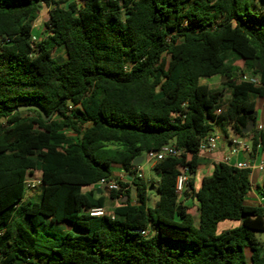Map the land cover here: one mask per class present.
<instances>
[{"label":"trees","instance_id":"obj_1","mask_svg":"<svg viewBox=\"0 0 264 264\" xmlns=\"http://www.w3.org/2000/svg\"><path fill=\"white\" fill-rule=\"evenodd\" d=\"M256 1L0 0V264H264V203L245 204L250 171L217 163L193 186L198 145L214 127L251 136V153L264 146ZM42 6L48 17L34 35ZM212 77L220 89L201 83ZM30 105L44 118L16 110ZM168 144L184 155L153 165L152 209L136 179L107 193L113 219L87 214L106 207L101 179ZM178 167L189 177L181 196ZM35 174L32 201L24 182ZM255 191L264 202V173ZM225 221L239 225L218 234Z\"/></svg>","mask_w":264,"mask_h":264},{"label":"built area","instance_id":"obj_2","mask_svg":"<svg viewBox=\"0 0 264 264\" xmlns=\"http://www.w3.org/2000/svg\"><path fill=\"white\" fill-rule=\"evenodd\" d=\"M34 40V39H32ZM246 79V78H245ZM253 83H257V80H250ZM220 113L219 110L215 112L216 115ZM256 131L261 132L264 131V124L257 125ZM219 141V135L217 132L213 131L210 136L203 139L198 145V153H211L217 149ZM249 146L247 145L246 141H242L238 137L232 136L229 143V152L220 163L230 165L234 168L240 170H248L251 171L256 169L260 173H264V146L262 147V158L256 165H251L248 163H231L232 157L238 155L239 153H248ZM184 155V150L177 148L173 144H168L162 147L159 151H151L144 155L143 159L146 162L155 164L165 158H175L179 159L181 156ZM179 175L176 178L175 183V192L181 196L183 190L185 189L186 183L189 180L187 169L184 167H178ZM136 179H143V172L139 166H135V168L130 169L128 172L120 171L115 173L109 179H101L94 188L103 190L105 193H109L112 191H118L122 189L120 187L121 184L130 185L132 181ZM25 190L26 193L33 192L36 188L40 185V179H36L33 177L28 176L25 179ZM124 190V189H123ZM112 208L103 207V208H96L91 209L87 212L90 217H103L108 216L113 219ZM148 230L140 231L142 236L148 235Z\"/></svg>","mask_w":264,"mask_h":264},{"label":"crops","instance_id":"obj_3","mask_svg":"<svg viewBox=\"0 0 264 264\" xmlns=\"http://www.w3.org/2000/svg\"><path fill=\"white\" fill-rule=\"evenodd\" d=\"M39 18H41L40 15L38 16V19L34 23V28L35 27L37 28V33H39L41 31L40 26L37 25ZM208 80H211V78L207 79V80H203L201 83L204 85H207V86H209L208 83H210V82H212L213 84H217V83L219 85L221 84V78H219V77H217L216 79H212L209 82H208ZM259 100L261 101V105H262V113H259V110H258L257 104H256V125H255V129H256L257 125H263L264 124V100H262V99H259ZM255 103H256V101H255ZM214 131L217 132L219 135V141H218L217 149L214 152L203 153V154L198 153V151H197V154H196V156L200 159V165L196 169L195 175L193 177V186H194L195 191H197L199 189V187L201 185V180L204 177H207L211 174V172L213 170V165L220 163L222 161V159L226 155H228V152H229V143H230V139L232 137V134H231L232 132L230 133L229 137H226L220 128L214 127ZM234 137H237V136H234ZM238 138L241 139L242 141L247 142V145L249 146V152L248 153H239L238 155L232 157L231 163L234 164V163L238 162V163H248L251 165H256L262 158V148L258 147L254 153H251V143L249 140L250 136L248 138H240V137H238ZM143 161H145V160L143 159L139 165L141 170L143 167V165H142ZM152 167H153V164L150 163L149 168L152 169ZM118 172H120V171L116 169L113 174L118 173ZM262 176H263V174L258 172L256 169H253L250 171L251 188H250V191H249V193L245 199L246 205H248V206H262V204L264 203L262 201V199L260 198V196L255 191V187L257 185L261 184ZM30 177H32V176H30ZM142 180L144 181V176H143ZM152 186L155 188L156 183L152 182ZM36 189H38V188H36ZM90 189H91V187H88V188L86 187V190H90ZM33 194H34V191L26 193L25 198L31 199ZM105 194H107V193H105ZM112 202H113V205H112V207H113L115 201H112ZM189 202H191V201L187 200L185 203L187 204ZM193 205H194L193 206L194 209L196 210L197 217H198L196 202H194ZM193 219H194V217H193ZM238 225H239V222H235V221L222 222V223L218 224V226H217V233L219 234L225 230L237 227Z\"/></svg>","mask_w":264,"mask_h":264},{"label":"rangeland","instance_id":"obj_4","mask_svg":"<svg viewBox=\"0 0 264 264\" xmlns=\"http://www.w3.org/2000/svg\"><path fill=\"white\" fill-rule=\"evenodd\" d=\"M57 1H61V2H66L67 0H57ZM256 5L257 7H261L262 9H264V0H257L256 1ZM40 17L39 18V21L37 23L38 26H40V29L42 30V25L43 23L47 20V17H48V13H47V9L42 6V8L40 9ZM33 34L36 35L37 34V28L35 27L33 29ZM55 55H58L57 53ZM217 77H213L211 78L212 79H216ZM211 80H208L211 81ZM209 84V87L212 88V89H220V85L217 83V84H213L212 82L208 83ZM230 97V94L227 90H223V102H224V105L226 104L227 100L229 99ZM256 101V104H257V108L259 110V113H262V105H261V101L259 99H255ZM143 167H142V172H143V176H144V183L147 187V193H148V197H147V201H146V206L150 209H152L154 207V204L157 200V197L155 195V190H154V187L152 186V182H155L156 181V175L155 173L153 172L152 169H150V163L143 161ZM33 178H36V179H39V175L38 174H35L34 176H32ZM38 189H36L34 191V194L31 198L32 201H36L37 200V194H38ZM83 191H88L86 190V188L83 189ZM108 194H105V198L107 199V203H106V207H109L111 208L112 205H113V202L111 200H108ZM115 204V202H114ZM190 213L193 215L194 217V225L197 226L198 224V217H197V214H196V210L194 209V207L190 210ZM47 233H52V231L47 228ZM72 235H76V234H79L78 231L76 229H70L68 230ZM256 237L258 238L259 241L263 242L264 243V233H257L256 234Z\"/></svg>","mask_w":264,"mask_h":264},{"label":"water","instance_id":"obj_5","mask_svg":"<svg viewBox=\"0 0 264 264\" xmlns=\"http://www.w3.org/2000/svg\"><path fill=\"white\" fill-rule=\"evenodd\" d=\"M28 109H35V110L39 111L40 114H41V116H42V118H44V114H43V112H42L37 106H33V105H30V106H19V107H17L16 110L20 112V111H25V110H28ZM253 127H254L253 123H252V122H249V123L247 124V126H246V129L243 131V133H244V134H249V133L252 131ZM231 134H232V133H231ZM250 139H251V136H250L249 140H250ZM142 160H143V158H138V159H136V160L133 162V165H134V166H139L140 163L142 162ZM97 192L100 193L101 190H100V189H97Z\"/></svg>","mask_w":264,"mask_h":264}]
</instances>
